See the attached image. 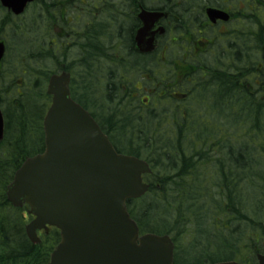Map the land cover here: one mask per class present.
I'll return each mask as SVG.
<instances>
[{"label":"trees","instance_id":"obj_1","mask_svg":"<svg viewBox=\"0 0 264 264\" xmlns=\"http://www.w3.org/2000/svg\"><path fill=\"white\" fill-rule=\"evenodd\" d=\"M118 20L121 44L116 52L105 43L107 29L88 26L81 44L54 46L40 40L38 49L31 46L20 86L15 85L17 79L7 80L0 98L5 122L0 143V264H47L59 241L52 228L40 234L39 244H31L25 234L29 217L5 197L14 172L44 148L42 119L50 104L46 84L54 73L50 68L72 74V98L91 113L117 152L148 163L151 173L143 176L148 191L127 201L140 235H169L174 264L255 262L264 252V92L256 82L258 70L241 61L261 52L264 66V30L256 35L262 45L247 47L245 55L240 47L227 48L236 62L214 57L205 64V87L194 85L201 69L183 73L195 92L207 88L197 92L206 108L197 109L195 101L192 107L176 104L170 109L169 98L178 97L168 95L165 85L159 87L166 91L164 99L150 107L131 99L134 78L148 81L142 77L144 67L149 63L148 70L154 69L160 58L139 54L122 15ZM70 51L77 52L76 69L68 64ZM242 64L245 69L239 68ZM153 79L158 86L171 80L163 75ZM243 241L247 255L241 259Z\"/></svg>","mask_w":264,"mask_h":264},{"label":"water","instance_id":"obj_2","mask_svg":"<svg viewBox=\"0 0 264 264\" xmlns=\"http://www.w3.org/2000/svg\"><path fill=\"white\" fill-rule=\"evenodd\" d=\"M207 14L212 22L228 19L215 10ZM158 17L139 15L144 28L136 41L142 52L154 47L144 37ZM3 52L0 43V59ZM69 82L65 72L49 78L51 105L43 118L44 150L26 159L7 187L8 201L14 207L26 204L34 217L25 227L28 239L37 244V230H59L60 241L48 264H173L171 239L140 236L127 212L126 201L148 189L142 182V175L150 173L148 165L116 152L90 114L72 100ZM257 261L264 264V254Z\"/></svg>","mask_w":264,"mask_h":264},{"label":"flooded vegetation","instance_id":"obj_3","mask_svg":"<svg viewBox=\"0 0 264 264\" xmlns=\"http://www.w3.org/2000/svg\"><path fill=\"white\" fill-rule=\"evenodd\" d=\"M211 1L215 3L210 4ZM263 1L258 0V4H263ZM255 4L256 0H0V42L5 47L0 63V82L3 83L6 77L17 78L21 71V65L17 62L13 73L6 70L8 40L21 38L23 31L27 30L32 40L37 42L39 15H46L47 18H41L46 22L43 27L55 32L51 43L57 46L81 44L83 30L88 26L98 30L107 29L109 41L105 43L121 44L116 28L122 26L118 20L122 15L123 23L132 31L135 47V34L142 25L138 15L142 11L159 15L150 31L153 35L148 34L149 38L154 39L155 47L163 46L166 49L167 43L183 41L193 45V50L181 46L183 53L177 58L174 69L176 81L164 84L171 94L185 97L189 89L186 85H190V82L184 80L183 73L194 67L192 64L186 66L188 60L196 61L195 68L201 69L199 79L198 76L194 77L195 87L207 85L206 73L202 68L206 67L205 64L210 65V58L201 60L203 55L194 56L195 51L206 54L210 53V46L243 48L262 43L256 35L261 29L264 30V23L260 22L264 19V6ZM210 8L227 13L229 21L211 23L206 13ZM23 15H27V18H23ZM102 37L103 33L100 32ZM138 91L139 88H136L135 92ZM199 91L205 92L207 88ZM140 92L138 97L142 105H147L148 97L141 96Z\"/></svg>","mask_w":264,"mask_h":264},{"label":"rangeland","instance_id":"obj_4","mask_svg":"<svg viewBox=\"0 0 264 264\" xmlns=\"http://www.w3.org/2000/svg\"><path fill=\"white\" fill-rule=\"evenodd\" d=\"M23 18H27V15H23L22 16ZM40 20H41V15H39V22H40ZM45 26V25H44ZM24 31H27V30H24ZM34 31V30H33ZM36 33V35H37V32H35ZM48 32H46V30H45V28L43 27V28H40V30H39V32H38V36L35 38V39H37V38H39L40 40H42V38L43 37H45L46 38V34H47ZM24 37H26V38H29V37H31V35L30 34H22ZM48 35V34H47ZM238 40L240 39V38H237ZM108 40V37H106L105 38V41H107ZM109 41V40H108ZM48 42V41H47ZM46 42V43H47ZM30 43V42H29ZM109 46H110V44L109 43H107ZM33 47V48H36V49H38L39 47V45H38V43L36 42V41H31V43H30V45L28 44V48H30V47ZM114 46H115V44H114ZM25 47H26V45H25V43H24V40H17L15 37L12 39V40H10V41H8V48H9V56L10 57H13L14 55H15V53L16 52H20V50L22 51V50H24L25 49ZM28 48H26V52H20V53H17V58H19L22 62V68H24V63H27V61H28V59H26V60H24L25 58H26V54H24V53H27L29 50H28ZM240 50H242V49H240ZM113 51H115V49H113ZM116 52V51H115ZM262 53L260 52V55H261ZM241 55H245V53H244V50H243V52H241ZM74 57H77V52L76 51H70V52H68V64L69 65H72L75 69H76V66H77V64L75 63V61H73V58ZM259 58L260 60H261V57L260 56H258V54L257 53H253V52H251L249 55H248V58H246L244 61H241V63L242 62H249V61H254L256 58ZM262 58H263V56H262ZM134 60H136V59H133L132 60V62L134 61ZM71 61H73V64H72V62ZM48 62L49 61H46V63H47V68H49V64H48ZM17 63H18V61H17ZM190 65V63L188 62V64H186V66H189ZM10 66H12V64H6V70H8V67H10ZM178 68V67H177ZM50 71L52 70V72L54 71V69H52V68H50L49 69ZM57 71V70H56ZM190 89H188V91H189ZM140 94L142 95V92H140ZM131 95L132 96H134L135 95V93H131ZM4 100V99H3ZM135 101V100H134ZM183 102H186L185 100H183V101H181V102H179L180 104L181 103H183ZM155 124V123H154ZM235 138H237V137H235ZM235 138H233V139H235ZM244 244H245V241H243L242 242V244L240 245V253H239V255H238V257L239 258H241V259H243L246 255H247V250L245 249V246H244ZM250 264H256V260H255V262H250Z\"/></svg>","mask_w":264,"mask_h":264}]
</instances>
